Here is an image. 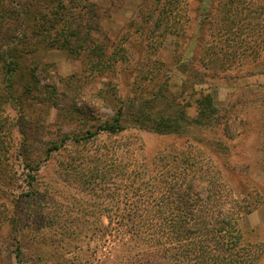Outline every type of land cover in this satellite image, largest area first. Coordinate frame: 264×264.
Instances as JSON below:
<instances>
[{
  "label": "rangeland",
  "instance_id": "rangeland-1",
  "mask_svg": "<svg viewBox=\"0 0 264 264\" xmlns=\"http://www.w3.org/2000/svg\"><path fill=\"white\" fill-rule=\"evenodd\" d=\"M22 1L32 18L38 3L98 25L91 44L74 42L77 52L51 46L54 31L34 34L20 68L0 73L9 123L0 135V264H130L139 248L120 216L151 209L160 176L194 159L220 169L246 201L244 235L264 242V171L255 166L264 151V0ZM96 45L102 56L90 54ZM205 95L215 123L189 122L202 117ZM168 115L184 130L142 126ZM116 118L123 130L90 135Z\"/></svg>",
  "mask_w": 264,
  "mask_h": 264
},
{
  "label": "trees",
  "instance_id": "trees-1",
  "mask_svg": "<svg viewBox=\"0 0 264 264\" xmlns=\"http://www.w3.org/2000/svg\"><path fill=\"white\" fill-rule=\"evenodd\" d=\"M54 3L57 6L60 1L55 0ZM91 5L82 7L91 13L94 12ZM35 6L37 11L32 18L30 9L22 0H0V41L3 46L0 49V73L6 78L14 72V68H20L25 59L21 51L35 45L32 37L34 34L39 37L41 31H54L57 37L49 44L72 52H77L73 49L76 41L83 47L87 42L91 44L90 33L98 24L92 22L95 26L91 24L86 28L82 24L78 25L77 19H82L81 11L74 17L70 15L68 19H62L59 13L44 12L38 3ZM104 52L96 45L90 54L102 56ZM5 98L8 99L4 94L0 96V107L5 104ZM210 100L211 95L202 98V117L189 122L203 125L215 123L218 111ZM2 114L0 135L9 126ZM120 122L116 118L113 122L97 127L90 135L121 131L124 127ZM141 122L142 126L158 134L184 130L181 123H178L181 125L178 127L171 122L170 115L166 119L156 118L149 127ZM260 156L257 155L255 166L264 171V151H260ZM168 171L169 175L163 173L160 176L156 192L150 195V201L154 203L151 209L144 213L129 210L120 216L122 221L131 220L130 224L122 223L120 230L131 233L136 240L134 245L139 248L136 258L128 260L130 264H261L264 242L252 243L244 235L240 220L246 201L231 195L220 177V169L208 161L194 159ZM129 196H125L126 201Z\"/></svg>",
  "mask_w": 264,
  "mask_h": 264
}]
</instances>
